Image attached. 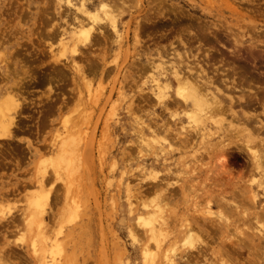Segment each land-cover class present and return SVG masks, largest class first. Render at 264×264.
<instances>
[{"label":"rangeland","instance_id":"rangeland-1","mask_svg":"<svg viewBox=\"0 0 264 264\" xmlns=\"http://www.w3.org/2000/svg\"><path fill=\"white\" fill-rule=\"evenodd\" d=\"M71 1L0 0L1 73L20 83L0 92L18 94L15 120L24 126L31 96L23 82L36 76L43 109L38 128H18L30 146L39 141L35 154L13 142L18 132L10 142L0 135L18 156L0 165V262L264 264V166L255 169L249 151L264 146V0L109 1L111 13L77 55L85 8ZM105 1L84 0L90 10ZM186 62L190 85L198 66L210 74L223 111L203 95L212 110L197 122L181 105L172 73ZM64 138L70 151L58 163ZM41 192L49 195L42 217L30 205Z\"/></svg>","mask_w":264,"mask_h":264},{"label":"bare ground","instance_id":"bare-ground-1","mask_svg":"<svg viewBox=\"0 0 264 264\" xmlns=\"http://www.w3.org/2000/svg\"><path fill=\"white\" fill-rule=\"evenodd\" d=\"M57 1V3H58V5H60V7H70L71 6V4H72V1L71 0H56ZM82 1V0H81ZM112 2V3H114V5H116V2H115V0L113 1V0H107V1H105V2H102V3H100V5L97 7V8H95L94 10H90V9H87V7H86V4H85V2H84V0L82 1V7L83 8H85L83 11H82V13H83V15L85 16H83L82 18L80 17L81 15V13L79 14V17L83 20V18H85L84 20H86V21H88V23L87 24H89V25H87L86 24V21L85 22H81V23H79L78 24V26H80V28H78V27H76L75 28V31H74V33L77 35V40H76V42H74L73 44L74 45H71L72 46V52L75 54V55H77L78 53H79V49H78V44L77 43H81L82 41L84 42L86 39H87V37L90 35V34H92L94 31H97L96 30V27L98 28V25L97 24H99V22H100V20L102 19V17H101V14L103 13V14H105V15H109L110 13H111V11H110V5L108 4V2ZM117 2H120L119 0L117 1ZM122 2L124 3L125 1L124 0H122ZM118 5V4H117ZM116 7V6H115ZM65 9V8H64ZM172 11V10H171ZM78 14V13H77ZM121 14V13H120ZM78 17V18H79ZM80 18H79V20H80ZM111 21H112V24L114 25V27L116 28V23H115V19L114 18H112V16L109 18ZM82 20H80V21H82ZM76 22V21H75ZM86 25L87 26H89L90 27V29H88V27H86ZM73 29V28H72ZM99 29V28H98ZM92 31V32H91ZM53 34V33H52ZM202 35V34H201ZM207 35V34H206ZM64 39V38H63ZM62 38L60 39V45L62 46V47H64V49H66L67 48V46H68V42L66 41V40H63ZM4 43V42H3ZM188 49V48H187ZM229 51H231V50H229ZM185 52H188V51H186L185 50ZM191 52V51H190ZM187 54V53H186ZM183 55V54H182ZM236 55V54H235ZM184 56V55H183ZM185 58V57H184ZM187 59H189V58H187ZM200 59V58H199ZM181 62V61H180ZM179 62V63H180ZM164 63V62H163ZM180 65V64H179ZM185 65V67H183ZM74 66H76L77 67V65H74ZM183 66L181 67H179V72L181 71L182 72V74H180L177 70H174V73H172V75L174 74L175 75V79H176V81L178 82V86H177V88H176V97H177V99H179V101H180V103H181V105H186V106H190L191 107V109L190 110H192L191 111V113L190 114H192V112L193 113H195V115L193 116L194 117V119L197 121V120H199L201 117H202V119L204 118L202 115V113H203V111H205V109L207 108V110H206V112L204 113V114H206V113H209L211 110H212V107L210 106V105H207V107H206V105H205V107H204V102H205V100H204V96L203 95H205L206 97H208L209 99H210V103H212V104H214V106L216 107V109H222V107L224 106L222 103V101H221V99L222 98H220V96H217V95H215L216 94V91H219L220 92V90H219V87H214V88H212L213 86H214V81L213 80H211L210 78V74H208L209 75V77H207L206 76V74L205 73H203L202 71H200V66H198L199 67V71H198V69H197V71L196 72H198V74H194L195 75V78H194V80L193 79H191V81L193 80V83L191 82V84L193 85H190V83H189V79H188V77L190 78V76H188V74L190 73L189 71L191 70L190 68H188L187 69V67H188V63L186 62V63H184L183 64ZM250 66V65H249ZM255 66V65H254ZM76 67H75V69H76ZM169 67V66H168ZM190 67H192L191 65H190ZM196 67V66H195ZM252 67V66H251ZM4 68H6V67H4ZM3 68V66L0 64V77H4L5 78V76H4V74H2L1 73V71H2V69H4ZM78 68V67H77ZM244 68V67H243ZM24 69V68H23ZM174 69V68H173ZM229 69V68H228ZM226 70V69H225ZM191 71H193V70H191ZM218 70H216V72H217ZM173 72V71H172ZM229 72V71H228ZM195 73V72H194ZM191 74L193 75V72H191ZM237 74H239V73H237ZM191 75V76H192ZM194 75H193V77H194ZM227 75V74H226ZM229 76V75H228ZM237 76V75H236ZM242 76V75H241ZM213 77V76H212ZM239 77V76H238ZM192 78V77H191ZM219 79V78H218ZM230 79V78H229ZM242 79H245V78H243L242 77ZM241 79V80H242ZM215 80V79H214ZM225 80H227L226 78H225ZM221 81H222V79H221ZM224 81V80H223ZM228 81V80H227ZM227 81H224L225 83L227 82ZM231 81V80H230ZM158 82V81H157ZM233 82V81H232ZM235 82V81H234ZM241 82V81H240ZM251 82V81H250ZM220 83H222V82H220ZM224 83V84H225ZM242 83H243V81H242ZM18 84H20V83H18ZM229 84H231V83H229ZM228 83H227V86L226 87H232L231 85L230 86H228L229 85ZM234 84V83H233ZM156 85V84H155ZM218 85V84H217ZM234 86H236V85H234ZM233 86V87H234ZM251 87V86H250ZM10 88V87H9ZM238 87L236 86V89H237ZM241 88V87H240ZM8 89V88H7ZM6 89V91L5 92H0V135H3L4 137H3V139L4 138H6L8 141L10 140V141H12L13 139H15L16 137V131H14V128H12V127H14V126H16L17 124H18V120L19 119H17V116L21 113V111L23 110L22 109V104L19 102V100H20V98L18 97V94H16V93H12L13 91L11 90V89H8L7 90ZM234 89H235V87H234ZM215 91V92H212V91ZM232 90H233V88H232ZM242 92H245V90H244V87H242ZM23 91V90H22ZM218 92V93H219ZM200 93L202 94V95H200ZM215 93V94H214ZM24 96V95H23ZM172 96V95H171ZM25 97H26V95H25ZM219 97V98H218ZM176 99V98H175ZM258 101V100H257ZM209 103V104H210ZM226 103V102H225ZM264 104V103H263ZM24 105V104H23ZM21 106V107H20ZM226 106V105H225ZM193 107V108H192ZM214 107V108H215ZM227 107V106H226ZM189 110V109H188ZM214 111V110H213ZM217 111V110H216ZM222 111H223V109H222ZM221 111V112H222ZM226 111H227V109H226ZM233 111V110H232ZM236 111V110H235ZM20 112V113H19ZM225 112V111H224ZM229 112V111H228ZM233 113V112H232ZM15 114H18L17 116H16V118H15ZM224 114V113H223ZM197 115V116H196ZM200 115V118L198 117ZM211 115V114H210ZM241 115H243V114H241ZM235 116V115H234ZM248 116V115H247ZM212 117V116H211ZM242 117V116H241ZM216 118V117H215ZM15 119H17V121L15 120ZM194 120V121H195ZM211 120H212V118H211ZM16 121V122H15ZM20 121V120H19ZM194 121H193V123H194ZM204 121V120H203ZM198 122V121H197ZM248 123V122H247ZM27 124V123H26ZM196 125H197V123H195ZM199 124V123H198ZM260 124V123H259ZM262 124V123H261ZM200 126V125H199ZM17 128V127H16ZM201 129H204V127H202ZM200 129V130H201ZM193 130V129H192ZM210 135V134H209ZM67 138V137H66ZM193 138V137H192ZM19 139V138H18ZM65 139V138H64ZM1 140V139H0ZM72 140V139H71ZM9 141V142H10ZM262 141V140H261ZM260 141V142H261ZM260 142H259V146H260ZM12 143V142H11ZM10 144V143H9ZM69 146H70V142H69V140H64L63 142H61L60 143V146H58V148H59V152L58 153H56V155H57V157L56 158H58V160H57V162L58 163H61V162H64V159H66L67 158V156L69 155V151H70V149H69ZM250 146V145H249ZM259 148H261V150H259ZM259 148H257V147H249V151H251V156H252V158H253V160H254V164H255V169H260L261 167H263L264 166V146H263V144L261 145V147H259ZM58 165H60V164H57V166ZM60 166H62V164L60 165ZM63 168V167H62ZM254 169V168H253ZM48 175V170H47V168H44V170H43V174H42V177H44V179L46 180V176ZM46 177V178H45ZM48 179V178H47ZM262 183V182H261ZM264 185V184H263ZM42 188H43V186H41ZM43 190V189H42ZM41 190V191H42ZM45 190V189H44ZM256 196V195H255ZM252 197V196H251ZM7 199V198H6ZM255 199V198H254ZM48 200H49V195L48 194H45V193H43V192H41V195H39L36 199H34L32 202H31V206L32 207H35L38 211H39V213L41 214L40 216L42 217L43 215H42V213H43V211H44V206H46V205H48ZM257 201V200H256ZM30 209H31V207H29ZM34 210V209H33ZM36 210V211H37ZM3 211V210H2ZM8 213V212H7ZM38 213V212H37ZM217 213V212H216ZM9 214V213H8ZM10 214H12V213H10ZM30 214H32V211L30 212ZM152 215H151V217H149L148 219H149V222L151 223V232H153V237L156 239V234H155V229H154V226H155V218H156V216L153 214V212L151 213ZM33 215V217L35 216L36 217V215H34V214H32ZM261 215V214H260ZM8 216V215H7ZM11 216V215H10ZM219 216V215H218ZM6 217V215H3L2 214V212H1V215H0V219H2V218H5ZM13 217V216H12ZM40 217V218H41ZM210 217V216H209ZM9 218V217H8ZM8 218H6V221H8ZM11 218V217H10ZM15 218V217H14ZM36 219H38L37 217H36ZM31 220H34V219H31ZM1 221V220H0ZM4 221V220H3ZM18 221V220H17ZM15 223V219L13 220H10L9 222H7V223ZM32 222V221H31ZM1 223V222H0ZM30 223V222H29ZM28 224V223H27ZM17 225V224H16ZM15 225V226H16ZM39 225V224H38ZM18 226V225H17ZM16 226V227H17ZM257 227V226H256ZM159 230V229H158ZM38 231V230H37ZM162 231V230H161ZM189 231V230H188ZM190 232H191V230H190ZM189 232V233H190ZM198 232V231H197ZM192 234H193V232H192ZM192 234H190V235H188V237H189V239H192V237L193 236H195V235H193L192 236ZM197 237V236H196ZM36 239V238H35ZM41 239V238H40ZM194 239V238H193ZM192 239V240H193ZM198 239V238H197ZM37 240V239H36ZM192 240H190V241H192ZM202 241V240H201ZM156 242H157V240H156ZM187 242V241H186ZM192 243V242H191ZM31 248H32V251H33V253L34 254H36V255H38V253H39V248L37 247V243H36V241L34 240V238H33V240L31 241ZM38 245H39V243H38ZM44 245V244H43ZM40 246V245H39ZM41 249V248H40ZM44 250V249H43ZM42 250V251H43ZM43 253V252H42ZM41 256H42V254H41ZM40 258V257H39ZM7 259V258H6ZM42 259H43V257H42ZM0 261H2V260H0ZM4 262V261H3ZM0 264H3V263H1L0 262Z\"/></svg>","mask_w":264,"mask_h":264},{"label":"flooded vegetation","instance_id":"flooded-vegetation-1","mask_svg":"<svg viewBox=\"0 0 264 264\" xmlns=\"http://www.w3.org/2000/svg\"><path fill=\"white\" fill-rule=\"evenodd\" d=\"M5 40H7V38ZM17 42H18L17 39H15L13 42H11V44H14L13 50L16 53H18V48H19ZM2 43H3V40H2ZM24 49H26V48L24 47ZM23 53H25L26 55H32L30 51L23 52ZM16 59L18 60V56ZM23 59L25 60V57ZM17 60H15V62H17V64L16 65L14 64V67L17 68V70H18V61ZM30 60H33V58H30ZM23 65H25V63L20 64V66H23ZM27 67H30V65L26 64V67H21V68L22 69L23 68L24 69H30V68L33 69L35 67V65H32V67H30V68H27ZM4 79H5L4 77H0V84H5V83H9V82H11V84H12L15 82V85L18 88V76H10L9 78H6L5 81H3ZM25 82H26V84L25 85L23 84L22 90L27 93L26 94L27 97H29V96H31V97H30V99H27V101H26L29 103L26 106V108L29 109V112L27 114H22V116L24 118H26L27 121H30V123H27L24 126H19L17 124L14 127V131H16V132H18V128L21 130H27V129L32 130L33 127L38 128L39 124H35V123H37L39 117L43 116V109L39 108V106H41V103L37 102V100L41 98L40 94H38V92L41 89L35 87L36 86L35 83L39 82L38 78L36 76L35 77L29 76L23 83H25ZM34 119H35V122H33ZM16 140H18V138H16ZM15 152L16 151H15V147L13 146V144L6 145L4 143H0V165H6V164L16 165L18 162V159L15 157H9L8 156V155L14 154Z\"/></svg>","mask_w":264,"mask_h":264},{"label":"crops","instance_id":"crops-1","mask_svg":"<svg viewBox=\"0 0 264 264\" xmlns=\"http://www.w3.org/2000/svg\"><path fill=\"white\" fill-rule=\"evenodd\" d=\"M27 133V132H26ZM27 135L26 134H24V132H19L18 131V141L16 140H14L13 142L15 143V144H17L18 146H20V147H22V149H27V148H30V151H31V153L32 154H35L36 153V151L34 150V148H33V146L35 145V143L34 142H39L38 140H33V144H32V146H30L29 145V141L28 140H26V139H21V137H26ZM38 138V137H37ZM37 138H35V139H37ZM41 142V141H40ZM34 157H36V158H38L39 157V155L38 154H36V156H34V155H32L31 156V160L30 161H25V163L26 164H33V161H34ZM17 158H18V156H17Z\"/></svg>","mask_w":264,"mask_h":264}]
</instances>
